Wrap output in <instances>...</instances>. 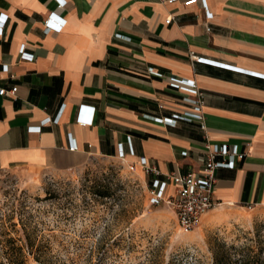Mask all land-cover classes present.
Segmentation results:
<instances>
[{"label":"crops","instance_id":"crops-1","mask_svg":"<svg viewBox=\"0 0 264 264\" xmlns=\"http://www.w3.org/2000/svg\"><path fill=\"white\" fill-rule=\"evenodd\" d=\"M63 1L0 0V88L17 89L0 98V172L102 158L198 174L209 141L245 155L217 170L215 202L263 209L264 0ZM51 12L59 31L43 26ZM181 80L204 93L205 131Z\"/></svg>","mask_w":264,"mask_h":264},{"label":"rangeland","instance_id":"rangeland-1","mask_svg":"<svg viewBox=\"0 0 264 264\" xmlns=\"http://www.w3.org/2000/svg\"><path fill=\"white\" fill-rule=\"evenodd\" d=\"M215 209L183 231L120 159L68 174L0 172V241L12 238L27 264H42L39 254L47 264H216L222 253L227 264L264 263V208ZM4 244L2 259L16 253Z\"/></svg>","mask_w":264,"mask_h":264},{"label":"built area","instance_id":"built-area-1","mask_svg":"<svg viewBox=\"0 0 264 264\" xmlns=\"http://www.w3.org/2000/svg\"><path fill=\"white\" fill-rule=\"evenodd\" d=\"M56 10L60 11L64 7L63 0H55ZM167 4L174 3V0H166ZM202 3L201 0H187L183 3L184 7H191L194 4ZM204 11L209 15V10L204 8ZM173 18L167 17L165 24H169ZM45 28H53L61 30L64 21L51 12L42 21ZM210 28L207 29V32ZM191 63H202L203 58L197 56L195 52L189 55ZM182 89L187 91L192 97V104L195 110V120L199 121L200 129L205 131L204 114L202 107L204 105V93L198 86L197 81L181 80ZM16 88L7 90L5 87L0 88V98L3 96L14 95ZM177 116H172V119H165L168 122L175 121ZM86 122L80 123L83 127ZM205 159L204 166L201 172L195 173H168L161 175L158 170L151 166H141L142 174L145 177H151L152 180L147 184V194L150 196L151 202L156 206L168 207L173 211L176 224L185 232L193 231L200 223L202 217L220 204L215 202L214 188L217 182L216 172L219 169H229L233 167L232 159L242 161L245 155L239 153L237 148H230L226 145H212L209 141H205ZM72 150H77L76 147H71ZM123 161V159H120ZM130 172L135 171V165H129ZM170 185L171 189L167 190Z\"/></svg>","mask_w":264,"mask_h":264},{"label":"trees","instance_id":"trees-1","mask_svg":"<svg viewBox=\"0 0 264 264\" xmlns=\"http://www.w3.org/2000/svg\"><path fill=\"white\" fill-rule=\"evenodd\" d=\"M98 196L106 197V194H104V193L100 194L99 193ZM1 232L2 231L0 230V235H3V233H1ZM0 243H5L9 249H11V250L13 249L16 252L14 255H8L7 257H4V259L0 258V264H27L26 255L24 253L22 254V247L19 245H15V241L12 238H7L6 240L0 241ZM26 245H28L29 247L33 246L30 241H27ZM33 259H34V261H36L38 263L40 262L42 264H47V260L45 259L44 255H40V254L36 255V256L34 255ZM254 259H256V260H251L248 258V260H245L241 264H264V263L260 262L259 259L257 260L256 257ZM216 264H227V259H226V256L224 255V253H222L220 255V257L219 256L217 257Z\"/></svg>","mask_w":264,"mask_h":264},{"label":"bare ground","instance_id":"bare-ground-1","mask_svg":"<svg viewBox=\"0 0 264 264\" xmlns=\"http://www.w3.org/2000/svg\"><path fill=\"white\" fill-rule=\"evenodd\" d=\"M231 207H233V205H231ZM230 207V208H231ZM215 208H218V210H225L226 209V207L224 208V206H217V207H215ZM216 210V209H215ZM202 220V219H201ZM187 233H189V232H187Z\"/></svg>","mask_w":264,"mask_h":264}]
</instances>
